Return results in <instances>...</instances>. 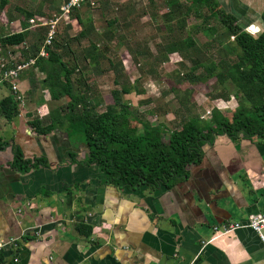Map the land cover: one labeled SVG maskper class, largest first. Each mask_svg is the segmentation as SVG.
Returning a JSON list of instances; mask_svg holds the SVG:
<instances>
[{
    "label": "crops",
    "instance_id": "obj_1",
    "mask_svg": "<svg viewBox=\"0 0 264 264\" xmlns=\"http://www.w3.org/2000/svg\"><path fill=\"white\" fill-rule=\"evenodd\" d=\"M59 3L0 0V40L24 34L17 45L0 44V57L7 67L21 59L27 61L44 39L42 36L39 41L41 28L31 31L27 21L57 18L54 27L58 22L63 25L57 27L54 48L49 49L64 65L57 72V81L68 71L63 81L71 89L80 84L91 87L92 81H100V76L91 73L98 64L93 55L82 59V65L69 64H77V59L70 53L68 41H76L82 33L73 35L75 26L80 25L76 15L64 19L51 13ZM37 59L16 82L23 102H27L25 109H19L17 102L10 121L0 112V126L10 129L6 140L0 138L9 145L0 151V264H264V250L252 231L240 229L220 237L212 232L214 226L242 223L264 213V139L238 134L231 140L213 135L211 143L201 147L199 163L189 166L185 178L168 189L132 192L114 188L104 184L97 168L86 164L83 133L75 135L68 128L67 112L58 111L50 119V113L69 98H50L44 80L56 73L57 67L36 64ZM73 71L83 73L82 78L71 77ZM87 71L90 74H85ZM7 94L6 84H0V101ZM85 96L90 105H100L95 94L94 102L88 91ZM33 119L40 127L54 120L56 127L38 134L29 125ZM11 146L32 165L33 159L42 160L43 165L25 173L10 168ZM77 226L88 227L89 236L80 235ZM11 239H15V247L5 245Z\"/></svg>",
    "mask_w": 264,
    "mask_h": 264
},
{
    "label": "rangeland",
    "instance_id": "obj_2",
    "mask_svg": "<svg viewBox=\"0 0 264 264\" xmlns=\"http://www.w3.org/2000/svg\"><path fill=\"white\" fill-rule=\"evenodd\" d=\"M64 1L59 0V5ZM170 1L174 4L167 6ZM175 1L87 0L78 11L71 12L70 18L76 15L80 23L75 26L73 35L76 37L82 33V36L76 41H68L70 53L72 51L77 59V64L70 61L69 64L82 65V59L93 55L98 65L91 69V73L100 76L102 81H92V86L86 88H82L83 84L78 89L72 86V94L78 97L81 91L87 90L92 94V102L95 101V94L101 103L89 108L101 113L113 104L111 92H119V100L132 112L128 123L130 127L137 126L139 122L151 125L162 123L172 131L188 118L200 122L208 120L210 112L216 110L215 105L222 108L218 112L224 118L243 123L244 116L238 112L239 104L248 107V103L240 92L242 84L231 72L228 75L226 72L221 83L216 80L221 72V61L229 65L235 63L240 54L238 48L205 9L194 11L190 0ZM234 3L238 4L234 13L239 16L240 22L250 21L245 26L246 31L257 33L259 25L256 19L264 7V0H235ZM219 4L222 6L223 0H219ZM242 6L246 7V11L240 15ZM59 7L52 10L54 16L60 14ZM60 24L58 22L54 27L53 38L47 47L50 50L54 48L52 44ZM64 24L70 28L67 21ZM35 29L38 28L31 31ZM49 30L50 26L41 27L39 36L45 39ZM186 39L192 41L189 48L183 44ZM57 41L61 42L60 38ZM172 47L178 53L168 52ZM72 74L71 77L76 78L83 76L78 71ZM123 86L130 88L128 94L120 93ZM68 102L62 101L61 106L54 110L66 113ZM26 103L24 99L19 109L24 108ZM32 114L36 115L35 110ZM202 117L205 118L202 120ZM67 125L76 135V124ZM8 130L0 126V138L6 140Z\"/></svg>",
    "mask_w": 264,
    "mask_h": 264
},
{
    "label": "trees",
    "instance_id": "obj_3",
    "mask_svg": "<svg viewBox=\"0 0 264 264\" xmlns=\"http://www.w3.org/2000/svg\"><path fill=\"white\" fill-rule=\"evenodd\" d=\"M223 2L221 6L219 0H190V5L194 11L203 8L209 16L214 17L240 52L237 61L232 65L221 61V72L216 76V80L221 83L225 80L226 72L227 75L231 72L242 84L240 92L248 107L239 104L238 112L244 116V122L241 124L224 118L217 110H212L208 120L200 122L198 119L188 118L172 131L162 123L151 125L139 122L137 126L130 127L128 123L132 112L119 100V92L112 91L113 104L105 111L95 113L86 102V92L78 97L74 96L71 86L67 81H63L68 71L64 72L62 81H57L59 79L57 72L63 70L57 55L46 47L48 60L37 59L36 64L43 62L57 67L56 73H50L43 86L52 100L62 96L69 98L65 105L67 112L65 119L69 124H76V133H83L87 150L85 162L98 169L103 176L104 184L132 192L157 187L168 189L176 180L185 178L189 166L199 163L201 147L210 144L213 135H224L231 140H236L238 134L242 138L256 136L264 139V7L256 19L259 30L252 33L245 29L250 21L241 23L239 16L234 13L238 5L234 3L235 0ZM172 4L174 1L168 2L167 6ZM244 10L246 11V7L242 6L240 15ZM27 15L25 20L28 19ZM23 38L24 34L15 33L2 38L0 44L17 45ZM41 40L42 37L39 36V41ZM183 44L189 48L192 41L186 39ZM39 46H35L34 54L28 58L34 57ZM168 52L178 53L174 47L169 48ZM129 92L130 88L126 87L120 90L121 94ZM16 108L17 102L8 87V94L0 101L1 116L10 121L16 114ZM56 113V110L52 111L50 119H53L51 115ZM29 125L38 134L48 133L56 127L54 120L50 125L40 127V123L33 119ZM8 146L6 141L0 140V151ZM11 148L10 168L25 173L31 167L35 169L43 165L40 159H33L32 165L18 148L14 146ZM76 230L85 237L90 234L88 227L77 226Z\"/></svg>",
    "mask_w": 264,
    "mask_h": 264
},
{
    "label": "built area",
    "instance_id": "obj_4",
    "mask_svg": "<svg viewBox=\"0 0 264 264\" xmlns=\"http://www.w3.org/2000/svg\"><path fill=\"white\" fill-rule=\"evenodd\" d=\"M86 2L87 0H66L62 2L59 7L60 17L62 16L64 17V19H68L71 12L78 11L84 4H86ZM56 20L57 18L46 23L45 21L41 22L40 19L35 18L29 19L27 21L28 29L50 26V30L47 32V34L45 35V39L42 41V48L36 53L35 57L29 58L27 61H18L16 63H13L10 67H7V62H5L0 57V84L5 83L6 85H8L11 93L14 96V100L18 102L20 106L23 105V99L21 98V93L16 84L19 74L29 65H32L36 58H46L47 54L45 52V48L50 45L53 38L54 24L56 23ZM214 107L217 111H220V109H222L221 107H219V105H215ZM206 114L209 115V112H207ZM204 118L205 117H202V120ZM240 229H248L252 231L256 235L262 249L264 250V213L249 216L246 221L242 223H224L218 226H214L212 228V232L214 237H220L231 234L234 231ZM14 242L15 239H11L7 241L5 245H11L12 247H15L16 245ZM1 246L2 244H0V248ZM14 262H16V259H14Z\"/></svg>",
    "mask_w": 264,
    "mask_h": 264
}]
</instances>
